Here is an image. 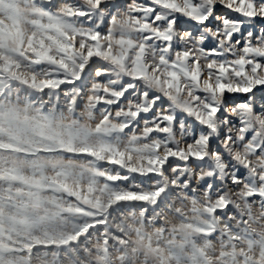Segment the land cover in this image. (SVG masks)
I'll return each instance as SVG.
<instances>
[{"label": "snow or ice", "instance_id": "1", "mask_svg": "<svg viewBox=\"0 0 264 264\" xmlns=\"http://www.w3.org/2000/svg\"><path fill=\"white\" fill-rule=\"evenodd\" d=\"M0 264H264V0H0Z\"/></svg>", "mask_w": 264, "mask_h": 264}, {"label": "rangeland", "instance_id": "2", "mask_svg": "<svg viewBox=\"0 0 264 264\" xmlns=\"http://www.w3.org/2000/svg\"><path fill=\"white\" fill-rule=\"evenodd\" d=\"M114 2L119 3V4H126L127 0H114ZM261 95V93H257V97L259 98V96ZM235 98L239 99L240 98V94H235Z\"/></svg>", "mask_w": 264, "mask_h": 264}]
</instances>
